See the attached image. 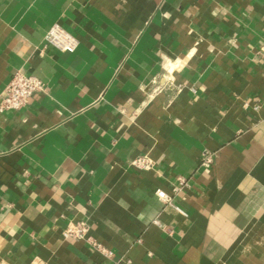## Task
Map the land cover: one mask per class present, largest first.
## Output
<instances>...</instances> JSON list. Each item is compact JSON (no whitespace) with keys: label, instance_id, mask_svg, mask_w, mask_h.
Returning a JSON list of instances; mask_svg holds the SVG:
<instances>
[{"label":"crops","instance_id":"1","mask_svg":"<svg viewBox=\"0 0 264 264\" xmlns=\"http://www.w3.org/2000/svg\"><path fill=\"white\" fill-rule=\"evenodd\" d=\"M263 46L264 0H0V264H264Z\"/></svg>","mask_w":264,"mask_h":264},{"label":"built area","instance_id":"2","mask_svg":"<svg viewBox=\"0 0 264 264\" xmlns=\"http://www.w3.org/2000/svg\"><path fill=\"white\" fill-rule=\"evenodd\" d=\"M46 43L61 52H74L79 47V40L58 24L54 25L48 32ZM260 57L264 59V46L260 50ZM44 91L45 86L40 79L22 72H17L12 76L7 85L5 94L1 99V109L7 111H19L27 105L30 98L37 93ZM211 162L212 160L209 156H204L203 164L205 166H209ZM131 165L136 169L149 171L154 168L155 164L149 157H141L133 160ZM157 196L164 205H170L185 217L188 216L185 211L172 203L171 197L166 192L158 190ZM87 233V224L79 222L67 228L64 232V236L73 237L78 240H85L87 239ZM95 247L106 256L111 254L99 244H95ZM32 264L46 263L35 261Z\"/></svg>","mask_w":264,"mask_h":264}]
</instances>
